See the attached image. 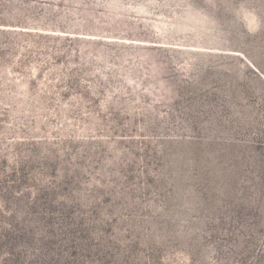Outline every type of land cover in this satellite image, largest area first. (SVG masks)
Returning a JSON list of instances; mask_svg holds the SVG:
<instances>
[{
  "label": "rangeland",
  "instance_id": "374dc122",
  "mask_svg": "<svg viewBox=\"0 0 264 264\" xmlns=\"http://www.w3.org/2000/svg\"><path fill=\"white\" fill-rule=\"evenodd\" d=\"M0 264H264V0H0Z\"/></svg>",
  "mask_w": 264,
  "mask_h": 264
}]
</instances>
